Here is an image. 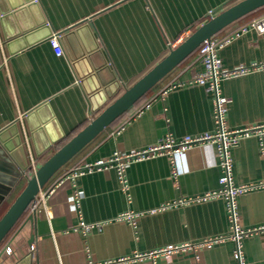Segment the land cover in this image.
<instances>
[{
	"label": "crops",
	"instance_id": "0c3cea01",
	"mask_svg": "<svg viewBox=\"0 0 264 264\" xmlns=\"http://www.w3.org/2000/svg\"><path fill=\"white\" fill-rule=\"evenodd\" d=\"M240 1L0 0V217L25 186L24 171L37 170L170 50L211 16ZM5 11L9 13H1ZM254 19H239L212 37L218 43L227 40L217 49L225 68L264 62V33L250 28L241 32ZM53 33L60 34L61 56L49 43ZM202 71L196 51L61 168L40 191L46 196L54 188L45 198L47 213L32 210L38 193L27 217L1 247L0 264H25L27 256L26 264L104 263L215 238L225 240L202 248L200 264H235L226 200H200L220 188L214 144H194L171 155L132 162L125 169V188L114 168L85 172L55 186L73 169L116 152L138 151L167 137L179 142L214 133L213 94L189 84ZM176 83L184 85L162 94ZM96 84L100 93L90 102L86 91H94ZM219 91L228 100L229 128L264 124V68L221 80ZM38 108L35 119L44 125L36 134L25 116ZM4 143L22 147L25 170ZM231 156L235 185L264 180L257 138L241 140ZM128 211L139 214L135 228L116 220ZM236 211L243 229L263 227L264 188L237 196ZM80 222L101 226L83 235ZM240 245L244 264H264V232L243 237ZM6 246L12 248L11 256L1 255ZM129 264H193V254H179L169 262Z\"/></svg>",
	"mask_w": 264,
	"mask_h": 264
},
{
	"label": "built area",
	"instance_id": "2783aa9c",
	"mask_svg": "<svg viewBox=\"0 0 264 264\" xmlns=\"http://www.w3.org/2000/svg\"><path fill=\"white\" fill-rule=\"evenodd\" d=\"M211 18L212 16L210 19ZM249 28L253 29L258 34H263L264 15L252 20L249 24V27H243L241 32L245 33L249 30ZM59 39L60 34L58 33L51 34L48 39L56 56H61L63 53ZM226 42L227 40L223 43H218L212 38L202 42V44L197 49V59L201 63L203 71L189 82V84L203 86L213 94L214 120L216 124V130L214 133H204L195 137L187 136L179 142H175L171 138L167 137L162 142L150 145L138 151L124 154L116 152L106 160L99 161L94 164H86L73 169L64 178H61L55 186L61 185L66 180H73L85 172L114 168L118 174L121 184L125 188V169L132 162H138L165 154L171 155L172 153L181 152L194 144H214L221 169V176L219 178L220 188L217 191L205 194L200 198V200L218 197H223L226 200L229 221L232 229V233L229 238L235 243L233 259L235 264H244L240 245L241 239L254 233L264 232V226L253 229H243L240 224V218L236 211V198L247 191L257 188H264V180H261L257 183L235 185L232 176L231 150L235 148L241 140L255 137L259 142V154L264 160V124H250L236 129L229 128L225 121L228 100L221 96L219 91V83L221 80L235 78L250 71L262 69L264 68V62L257 65L254 64L253 66H237L231 69L225 68L221 59L217 56V49ZM183 85V83L171 84L164 90L162 94H165L167 91L173 90ZM35 171V168L24 171L21 175V178L26 182L32 177ZM53 191L54 188L51 189L48 194H51ZM46 196L40 193L38 201L36 200V203L32 207L33 212L37 213L41 210H45L47 213L45 208ZM75 197L78 198L77 194H75ZM138 216L139 214L128 211L119 215L116 220L127 222L133 228H135V223ZM100 226L101 223L86 224L84 222H80L79 224L83 235H87L93 228H99ZM224 240L225 238H215L203 240L202 242L194 244L185 243L178 245H167L145 253L136 252L131 256L122 257L116 260H110L104 263L93 262L90 264H129L130 262L143 260H149L152 263L156 262L157 260L169 262L172 258L184 253H192L193 264H200L198 252L202 250V248H210L214 243ZM12 254L13 250L10 246L4 247L3 251L1 252V255H5L7 257L11 256Z\"/></svg>",
	"mask_w": 264,
	"mask_h": 264
},
{
	"label": "water",
	"instance_id": "95a60500",
	"mask_svg": "<svg viewBox=\"0 0 264 264\" xmlns=\"http://www.w3.org/2000/svg\"><path fill=\"white\" fill-rule=\"evenodd\" d=\"M261 7H264V0H241L209 19L193 31L178 46L170 50L167 56H165L160 62L144 74L131 87L126 89L83 129L77 132L65 144L54 151L52 155L38 167L32 177L26 181L25 186L19 195L1 216L0 243L13 228L25 210L35 200V197L44 188L47 182L61 168L70 162L84 147H86L102 131L109 127L118 117L128 111L140 98H142L151 88L160 82L188 56L193 54L202 42L211 39L215 34L228 25ZM10 9H15V6L13 7V5H10ZM1 13L4 14L9 12L5 11ZM88 73L92 74L93 70L89 69ZM92 75L95 76L94 73ZM98 87V84H96L94 91H86L90 102L100 93ZM42 108H38L37 110L35 109L25 116L26 121L30 125V129L34 131V133L37 132L36 134L42 132L41 126L44 125V122H37L35 119V115L38 114L39 110ZM49 122L54 123L55 121L50 118ZM10 129L11 128H9V130ZM2 135L3 134H0L1 142H3ZM16 139H18V136ZM3 146L10 157L17 162L20 169L25 170L27 165L24 162L25 159L22 147L20 145H6L5 143ZM20 158L22 159V162L20 161ZM2 200L3 197L0 196V202ZM32 240L33 238H31V241ZM29 260L30 256H27V258L23 260V263L26 264Z\"/></svg>",
	"mask_w": 264,
	"mask_h": 264
},
{
	"label": "trees",
	"instance_id": "16d2710c",
	"mask_svg": "<svg viewBox=\"0 0 264 264\" xmlns=\"http://www.w3.org/2000/svg\"><path fill=\"white\" fill-rule=\"evenodd\" d=\"M264 12V7H261V8H259V9H257V10H255V11H253V12H251V13H249V14H247L246 16H244V17H252V16H256V18H258V17H260V16H262V13ZM244 17H242V18H244ZM242 18H240V19H242ZM197 51V50H196ZM195 51V52H196ZM194 52V53H195ZM155 87V86H154ZM153 87V88H154ZM153 88H151L142 98H140L131 108H133V107H135V106H138L139 105V103L142 101V100H144V98L146 97V95L149 93V92H151V90L153 89ZM127 112V111H126ZM125 112V113H126ZM124 113V114H125ZM124 114H122L120 117H122ZM120 117H118V118H120ZM117 118V119H118ZM116 119V120H117ZM115 122V121H114ZM113 122V123H114ZM112 123V124H113ZM111 124V125H112ZM60 148V147H59ZM58 149V148H57ZM57 149H55L54 151H56ZM52 155V154H51ZM50 155V156H51ZM30 207V206H29ZM29 207L25 210V212L22 214V216L19 218V220L16 222V224L13 226V228L9 231V233L6 235V237L1 241V243H0V249H1V247L7 242V240H8V238L11 236V234L14 232V230L20 225V223L27 217V214H28V212H29Z\"/></svg>",
	"mask_w": 264,
	"mask_h": 264
},
{
	"label": "rangeland",
	"instance_id": "374dc122",
	"mask_svg": "<svg viewBox=\"0 0 264 264\" xmlns=\"http://www.w3.org/2000/svg\"><path fill=\"white\" fill-rule=\"evenodd\" d=\"M10 205H11V204H10ZM7 209H8V208H7ZM4 213H5V212H4ZM4 213H3V214H4ZM3 214H2V215H3ZM0 218H1V217H0Z\"/></svg>",
	"mask_w": 264,
	"mask_h": 264
}]
</instances>
